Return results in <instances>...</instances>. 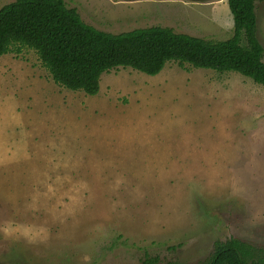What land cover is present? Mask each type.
Here are the masks:
<instances>
[{
	"label": "rangeland",
	"instance_id": "374dc122",
	"mask_svg": "<svg viewBox=\"0 0 264 264\" xmlns=\"http://www.w3.org/2000/svg\"><path fill=\"white\" fill-rule=\"evenodd\" d=\"M64 2L110 34H233L227 0ZM255 15L264 50V0ZM230 237L264 247L262 86L169 61L112 68L90 96L31 49L0 55V264H199Z\"/></svg>",
	"mask_w": 264,
	"mask_h": 264
},
{
	"label": "trees",
	"instance_id": "16d2710c",
	"mask_svg": "<svg viewBox=\"0 0 264 264\" xmlns=\"http://www.w3.org/2000/svg\"><path fill=\"white\" fill-rule=\"evenodd\" d=\"M227 5L233 34L213 41L160 26L105 33L85 24L64 0H15L0 8V55L31 49L56 84L90 96L99 92L100 75L112 68L154 76L169 61L236 72L264 89V50L256 37L255 0H227ZM141 264H160V260L145 253ZM199 264H264V247L230 237L215 242L211 256Z\"/></svg>",
	"mask_w": 264,
	"mask_h": 264
}]
</instances>
